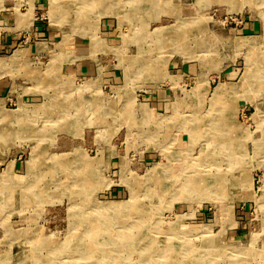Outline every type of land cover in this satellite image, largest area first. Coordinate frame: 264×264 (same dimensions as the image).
<instances>
[{
	"label": "rangeland",
	"instance_id": "374dc122",
	"mask_svg": "<svg viewBox=\"0 0 264 264\" xmlns=\"http://www.w3.org/2000/svg\"><path fill=\"white\" fill-rule=\"evenodd\" d=\"M35 1L0 0V264H264V0Z\"/></svg>",
	"mask_w": 264,
	"mask_h": 264
},
{
	"label": "crops",
	"instance_id": "0c3cea01",
	"mask_svg": "<svg viewBox=\"0 0 264 264\" xmlns=\"http://www.w3.org/2000/svg\"><path fill=\"white\" fill-rule=\"evenodd\" d=\"M36 1L39 2V0H36ZM36 5H34V8H33L34 9V18L36 15L35 13L37 11H39V9H38L39 7H38V5L37 6ZM24 13H26V12H24ZM12 18H13L12 21L15 23L16 17L13 15ZM8 20H10V17H6L5 15H2L1 22L6 23ZM35 20H36V18H35ZM259 22L260 21L258 19H255V20L251 19V21H248L243 26H241L240 29L238 28L239 33H238V31H236L234 29L235 35H237V33H238L240 35H237V36H240L242 38L243 37L245 38V37L258 36V35H256V33H257V30H259V28H260ZM102 26H103V29H102L103 36H109V39L106 38L103 41L106 44H109V42L113 43V41L115 40V39H111V34H112L111 30L113 29V25L110 22L109 23L105 22V23H102ZM31 27L33 28L34 31H39L40 35H47L48 37H49V35H51L50 33H47L48 30L46 29V27H44L39 22L33 23ZM43 28H45V29L43 30ZM30 35H31V33L29 34V36ZM78 35H80L79 37L81 38V40H76V41L79 43H82L83 39H85L86 36L81 35V34H78ZM38 44H44L46 46V48L48 49V45H47L48 43L45 41H40V42H37V47H36L37 52H39L38 51ZM68 44H69V47L67 49L68 52L66 54L69 55V58L73 59L70 62H72V63L76 62L74 68L73 69L70 68L71 71L73 70V72H72L73 74L79 75L81 77L93 78V76L98 77L102 71H105V68H107V65L105 66L104 64H102V61H100V59L98 58V55L91 53V52L89 53V51L85 50V48H83L82 46L72 48V47H70L69 42H68ZM69 48H71V49H69ZM20 50L22 51V49H20ZM48 51H49V49H48ZM71 51H72V57H71V53H69ZM41 53L48 54V52H41ZM67 63L65 62V64H67ZM72 63L69 65L72 66L73 65ZM223 75L226 78L233 80L235 73H234V71L231 70L230 72L224 73ZM8 86H9V83H7L5 80L0 81V91L5 92V90L7 89Z\"/></svg>",
	"mask_w": 264,
	"mask_h": 264
},
{
	"label": "bare ground",
	"instance_id": "6f19581e",
	"mask_svg": "<svg viewBox=\"0 0 264 264\" xmlns=\"http://www.w3.org/2000/svg\"><path fill=\"white\" fill-rule=\"evenodd\" d=\"M94 1V0H93ZM98 1V0H97ZM51 5V4H50ZM55 15V14H54ZM204 23V22H203ZM201 25V24H200ZM200 25L198 26V27H200ZM203 25H205V23L203 24ZM204 28V27H203ZM199 29V28H198ZM162 30V29H161ZM184 30V29H183ZM176 35V34H175ZM169 36V35H168ZM169 38V37H168ZM172 38V37H171ZM159 46V45H158ZM173 46V45H172ZM253 46V45H252ZM162 48V47H161ZM247 60V59H246ZM249 65H248V62H247V69H246V73H248V71H249ZM249 75V74H248ZM243 82V81H242ZM49 83V82H48ZM242 87V86H241ZM257 87H258V85H257ZM234 88V87H233ZM238 92V91H237ZM208 124V123H207ZM217 125V124H216ZM199 126H200V124H199ZM198 127V126H197ZM207 128V127H206ZM189 129H191V128H189ZM198 129V128H197ZM193 130V129H192ZM96 222L95 221H93V222H91V226H92V228H94V230H97V229H99L98 227H100L99 225H98V222H97V224L96 225H94ZM94 232H93V230H92V234H93Z\"/></svg>",
	"mask_w": 264,
	"mask_h": 264
}]
</instances>
